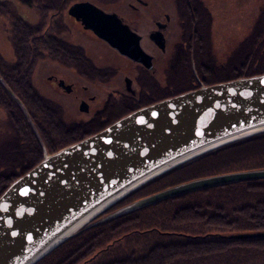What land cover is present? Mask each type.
Wrapping results in <instances>:
<instances>
[{
	"label": "water",
	"instance_id": "95a60500",
	"mask_svg": "<svg viewBox=\"0 0 264 264\" xmlns=\"http://www.w3.org/2000/svg\"><path fill=\"white\" fill-rule=\"evenodd\" d=\"M67 13L121 56L147 67L151 59L139 46V37L116 15L85 2L71 4ZM155 42L164 50L162 36ZM262 134L264 74L171 96L53 155L46 154L0 196V264H37L81 230L166 199L262 181L264 168L186 181L92 222L176 167ZM24 189L28 194H22ZM234 237L264 238V233Z\"/></svg>",
	"mask_w": 264,
	"mask_h": 264
},
{
	"label": "rangeland",
	"instance_id": "374dc122",
	"mask_svg": "<svg viewBox=\"0 0 264 264\" xmlns=\"http://www.w3.org/2000/svg\"><path fill=\"white\" fill-rule=\"evenodd\" d=\"M75 1L80 0L71 1L67 8ZM99 1H104L105 3L109 0ZM176 1L178 7L181 5L186 7L188 1H190V7L199 12V18L202 22L201 29H204L205 32L202 34L205 35L206 42L202 43V49L195 47L197 45V35L193 24L198 25L197 20L199 18L195 20H192L190 16L185 18L187 14L183 11L181 14L182 18L179 16L178 23L180 22L184 25H179V28H175L176 30L179 29V31H175V34H179V36L176 42L169 38L164 53L150 44L144 45L148 52L156 56L153 64L154 68L146 72L144 68V70L134 68L127 57L123 58L119 54H117L118 56L114 55L105 47H102L104 49L98 45L96 47L94 42L90 46L91 42L84 38L85 34H80L79 27H77L76 23H72V18L69 19L66 14L67 11L62 10L58 13V5L51 0H0V64L2 62L1 66L7 73L13 69L16 75L19 76L20 74V84L23 88L22 92L25 94H20L22 97H19L13 93L10 86L6 85L0 76V84L3 85L4 90L14 102L9 106L0 105V142H7L3 157H1L4 166L1 168L0 178L2 173L19 172L24 165L28 166L33 162L35 164L28 169L30 171L43 160L44 155H53L67 146L87 139V137L108 128L109 125L129 116V114L136 112L140 108L160 102L163 100L161 97L177 92L188 84V82H182V77H178L180 72L184 76L186 74L184 71L186 69L181 67L185 59H189L191 63V71L198 88L207 86L197 73L195 61L201 62L207 56L210 62L212 61L211 64L216 67L227 65L239 44L245 40L253 42L255 31L260 30L259 27L263 28L264 26V24L263 26L257 24L258 22L264 23V0ZM170 2L165 1L164 3L165 6L169 7H167L168 9L175 4L172 0ZM122 6L113 3L108 8L111 10L114 8L117 13L121 14L124 13V7ZM202 9L208 13L204 15ZM18 20L23 21L26 25H20ZM32 34H34V37L29 38ZM261 34V38H264V32H261ZM188 35L193 37V39H190L191 45ZM41 37H44L45 40ZM208 39L209 42H207ZM84 46L92 51L93 56L102 63L101 66L106 67L104 70L93 69L88 60L81 65L80 58L83 56L82 53H85ZM257 48L264 49V43L262 46L258 45ZM51 75H55L59 79L64 78L69 85L74 84L76 86L74 93H66L69 86L65 85L62 90L57 88L56 84H51L48 81ZM83 76H85L86 81L82 79ZM125 77L133 81L131 89L135 92L134 97H131L129 90L127 91L124 88L123 79ZM83 85L88 87V93L85 95L81 89ZM6 87L9 88L12 94ZM75 93L80 97L76 96ZM93 95H96V100L90 104L93 121L97 118L106 119L107 122L104 125H99V123L95 124V126L86 125V119H88L86 116L88 114L85 113L86 115H84L78 111L80 104L78 99ZM87 129L89 130L88 134L86 133ZM247 168L248 166L245 164V166H240V168L232 167V170L221 174L254 170ZM200 178H208V176L197 177L189 181ZM173 179L164 178L162 180L163 183L158 185H154L156 181L154 180L153 184L150 183L152 185H144L142 188L122 198L120 202L111 206L92 222L112 215V213L122 209V207L133 204L134 201L141 199L138 197L143 194L147 196L160 188L165 190L175 187L178 184L165 186ZM148 185L150 186L147 187ZM153 185L160 188H154L152 187ZM245 203L247 204V201ZM159 206L156 212L165 210L161 205ZM249 206L248 204L245 209L242 204L236 206L235 209L238 211L231 209V215L237 219L232 224V227L237 229L230 231L231 225H226L222 221L216 223L219 219H214L215 223H211L209 226L213 225L221 228L220 235H238L242 232H247L242 230L245 224L248 227L259 223L264 224L263 221H258V219L253 220V217H258L259 214H256V211H252L251 209L254 208ZM188 216L184 217L188 218ZM220 219L222 220L224 217H220ZM205 227L207 228V226ZM192 228L196 229L195 226ZM131 229L123 230L121 235L130 232ZM255 231L264 233L263 229ZM91 238L88 235L84 239L80 238L70 241L69 244L72 246V251L70 250L65 255L68 259L70 258L68 264L74 262V264L101 263L99 258L93 260V257L98 255L97 238H94V247H86V243ZM262 240L264 238L254 237L248 240L247 244L237 247L243 258L247 259L244 264H264V245H262ZM214 253H217V251ZM109 258L106 257L103 261L107 259L108 264L110 263ZM41 261H38V263ZM41 264L47 263L42 262Z\"/></svg>",
	"mask_w": 264,
	"mask_h": 264
},
{
	"label": "trees",
	"instance_id": "16d2710c",
	"mask_svg": "<svg viewBox=\"0 0 264 264\" xmlns=\"http://www.w3.org/2000/svg\"><path fill=\"white\" fill-rule=\"evenodd\" d=\"M51 1L58 5L57 12L59 13L62 10L66 11L67 5L73 0ZM202 10L204 15L208 13L204 9ZM186 11L188 12L186 17L190 16L192 20L199 18V12L191 8L190 5L186 7ZM21 20H18V23L25 26L26 24ZM189 22L192 23L191 21ZM197 22L198 25L193 24L197 33V45L195 47L202 49V43L206 42V37L202 34L205 32L204 29H201L202 22L200 18ZM257 24L263 26L264 23L258 22ZM259 28L260 30L255 31L253 42L245 40L239 44L227 65L216 67L211 64L212 61L210 62L207 56L201 62L195 61L197 73L201 76L202 81L206 85H214L264 74V49L257 48L258 45L262 46L264 43V38H261L264 26ZM190 36L188 35L189 43ZM33 37L34 34L29 38ZM41 38L45 40L44 37ZM207 42H209V39ZM1 65L2 62L0 64V76L4 83L9 85L13 93L19 97L21 96L20 94L25 95L20 84V74L17 73L19 76L16 75L13 69L7 73ZM181 67L186 69L184 70L186 74L184 76L180 72L181 75L179 74L178 77H182V82L185 81L188 84L177 92L161 98H171V96L180 95L183 92L193 91L198 88L191 71L192 66L189 59H185ZM11 99L10 95L4 90L3 85L0 84V105L9 106L13 104L14 102ZM6 143L0 142V173L2 166H4L1 157H3V152L7 146ZM34 164L31 162L28 166L24 165L16 173H2L0 195L12 183L13 179L22 176ZM245 164L248 166L247 169L264 168V134L246 141H240L237 144L228 145V147L219 148L214 152L186 162L185 165L156 179L154 185L163 183L162 180L164 178H174L165 185L173 186L197 177L215 176L232 170V167L240 168V166H245ZM154 188L160 187L155 186ZM245 201H247V204ZM242 204L245 209L249 204V207L254 208L250 209L259 214L258 217H253V220L258 219V221L264 222V180L240 182L179 195L176 198L166 199L142 210L133 211V213L123 215V217L92 225L81 230L79 234L71 237L67 242L62 243L38 264L42 262L47 264H68L70 258L68 259L65 255L70 250L72 251V246L69 244L70 241L80 238L84 239L88 235L92 238L86 243L87 248L90 246L94 247V238H97L98 255L93 257V260L99 258L100 264H107V259L103 261L106 257H110V263L108 264H244L247 259L243 258L237 247L247 244L248 241L235 240L230 234L220 235L221 228L213 225L209 226L211 223H215L214 219H219L216 223L222 221L226 225H231L230 231L237 229L232 227V224L237 219L231 215V209L234 210L237 205L240 206ZM159 205L165 210L156 212V209L160 207ZM150 211L152 213L148 214L147 212ZM184 216H188V218ZM220 217H224V219L221 220ZM194 226L196 229L192 228ZM129 228H132L130 232L121 235L123 230ZM262 229L264 230V224L262 223L249 227L245 224V227H242L243 231L250 233ZM95 232L97 233L94 234ZM119 234L120 236H118ZM94 235L96 236L94 237ZM261 242L264 245V240ZM131 244H135V246H130ZM216 251L217 253H214Z\"/></svg>",
	"mask_w": 264,
	"mask_h": 264
},
{
	"label": "flooded vegetation",
	"instance_id": "af4514ba",
	"mask_svg": "<svg viewBox=\"0 0 264 264\" xmlns=\"http://www.w3.org/2000/svg\"><path fill=\"white\" fill-rule=\"evenodd\" d=\"M165 1L170 2V0H109L108 2L104 3V1L101 2L99 0H80V1H75L74 3L85 2V3H88L89 5H93L94 7L99 9L102 13L104 12L105 14L116 15L117 18L119 19V21L123 25H126L130 29V31L133 34H135V36L137 35L139 37V46H141L144 54L147 57H150V59H151L150 62H148L147 67L143 66L140 63H135L131 60H130V63L136 69H141V70L145 69L146 72H149V70H152L154 68L153 64H154L156 56L154 54L148 52L144 45L150 44L151 46H153L157 50H160V52L164 53L166 48H167L166 44L169 42L168 41L169 38L176 42V39L178 38L179 34L176 35L175 31H179V29L176 30L175 28H179V25L180 26L184 25V24H181L180 22L178 23L179 16H180V18H182L181 14L183 13V11L185 12L186 7L189 6V3H190V1H188V5L186 7H182V5L178 7L177 1L172 0L175 4L172 7H170V9H168L169 7L165 6V4H164ZM113 3L123 5L122 7H124V9H123L124 13L119 14V13H117V11L114 8H113V10L108 8V6L111 4L113 5ZM170 3L172 4V2H170ZM102 4H103V6H102ZM207 6H208V4H207ZM69 8L70 7H68L66 11H68ZM187 13L188 12L186 11L185 14H187ZM66 14L68 16L67 12H66ZM185 18H187V17H185ZM69 19L72 20V23L77 24V27H79L80 34H85L84 38H86L87 40H89L91 42L90 46H92V44L94 42V43H96L95 44L96 47H97V45L101 48L105 47L114 55L119 54L116 50L110 48L99 37H96V35L93 32H91L90 30L83 27L82 22L76 21L73 17H69ZM159 35L162 36V38H163L164 50H162L158 45H156L155 40L159 37ZM191 38L193 39V37H191ZM83 49L85 50V53L81 52L83 54L82 58H80L81 65L85 64L86 60H88L90 62V64L92 65V68L95 70L96 69L97 70L98 69L104 70L106 68V67L104 68L103 66H101L102 63H100L95 58V56H93L91 50H89L86 46H84ZM102 49H104V48H102ZM82 79H84V81H86L85 76H83ZM123 80H124V84H125L124 85L125 90H127V91L129 90L130 94L132 95L131 97H134L135 92L131 89L132 82H133L132 79H128L125 77ZM48 81L53 85L56 84L57 88H60V89H62L63 87L65 88V85L67 87L69 86V88L67 89L68 92H66L68 94H73L75 91L74 88L76 86L74 84L73 85L67 84L65 82L64 78L59 79L57 76L51 75L48 78ZM95 86H97V84H95ZM81 89L84 92V95L88 93L87 85H83L81 87ZM75 94H76V96H79L77 93H75ZM95 100H96V95L89 96V97H86L84 99L83 98L78 99V102L80 103L78 106V111H80L84 115L88 114V116H86V118H88V119H86V125H88V126L89 125L95 126V124H97V123H99V125H104V123L107 122L106 119L102 120V118H97L95 121H93L92 107L90 104L92 102H94ZM86 133L87 134L89 133L88 129H87ZM163 190H164V188H160L157 191H155L151 194H148L147 196L154 195V193H157V192H160ZM147 196H145L143 194V196L138 197V198L143 199V197H147ZM144 208H147V207H144ZM135 244H131L130 246H135ZM127 247H129V246H127ZM96 264H99V262H97Z\"/></svg>",
	"mask_w": 264,
	"mask_h": 264
},
{
	"label": "bare ground",
	"instance_id": "6f19581e",
	"mask_svg": "<svg viewBox=\"0 0 264 264\" xmlns=\"http://www.w3.org/2000/svg\"><path fill=\"white\" fill-rule=\"evenodd\" d=\"M195 33H196V32H195ZM196 34H197V33H196ZM184 165H185V164H184ZM182 166H183V165H182ZM179 167H181V166H179ZM176 168H178V167H176ZM176 168H175V169H176ZM175 169H174V170H175ZM254 170H255V169H254ZM172 171H173V170H172ZM246 233H248V234H253V233H258V232H253V233L246 232ZM241 234H243V232H242ZM241 234H238V235H241ZM234 236H237V234H232L231 237H232L233 239H235V240H238V241H243V240H244V241H248V240H250V239H243V240H240V239L235 238Z\"/></svg>",
	"mask_w": 264,
	"mask_h": 264
},
{
	"label": "snow or ice",
	"instance_id": "6c2138e0",
	"mask_svg": "<svg viewBox=\"0 0 264 264\" xmlns=\"http://www.w3.org/2000/svg\"><path fill=\"white\" fill-rule=\"evenodd\" d=\"M22 194H24V195L28 194V189H24Z\"/></svg>",
	"mask_w": 264,
	"mask_h": 264
}]
</instances>
